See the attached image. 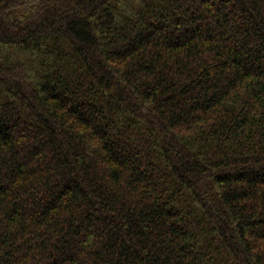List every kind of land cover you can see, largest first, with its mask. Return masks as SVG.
Wrapping results in <instances>:
<instances>
[{"label":"trees","instance_id":"obj_1","mask_svg":"<svg viewBox=\"0 0 264 264\" xmlns=\"http://www.w3.org/2000/svg\"><path fill=\"white\" fill-rule=\"evenodd\" d=\"M0 264H264V0H0Z\"/></svg>","mask_w":264,"mask_h":264}]
</instances>
